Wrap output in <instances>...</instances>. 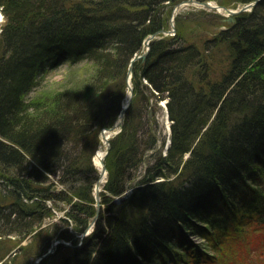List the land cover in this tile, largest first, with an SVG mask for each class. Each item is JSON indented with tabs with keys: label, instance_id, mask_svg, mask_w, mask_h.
Segmentation results:
<instances>
[{
	"label": "trees",
	"instance_id": "obj_1",
	"mask_svg": "<svg viewBox=\"0 0 264 264\" xmlns=\"http://www.w3.org/2000/svg\"><path fill=\"white\" fill-rule=\"evenodd\" d=\"M176 2L0 0V237L33 244L38 229H54L43 228L45 220L66 206L63 224L78 234L88 227L99 178L88 138L105 126L101 94L112 82L125 86L131 59L148 35L167 28L166 4ZM221 46L218 72L212 52ZM86 56L99 65L88 89L57 93L48 109L23 102L36 77ZM134 75L140 100L111 141L94 230L58 264H150L170 254L181 259L178 251L198 262L206 251L188 233L214 240V254L229 232L247 234L248 223L264 234V0L203 49L179 34L153 42ZM161 100L172 122L167 149L154 110ZM114 102L109 91L105 114ZM55 233L36 243L35 256L55 237L78 244L68 228Z\"/></svg>",
	"mask_w": 264,
	"mask_h": 264
},
{
	"label": "rangeland",
	"instance_id": "obj_2",
	"mask_svg": "<svg viewBox=\"0 0 264 264\" xmlns=\"http://www.w3.org/2000/svg\"><path fill=\"white\" fill-rule=\"evenodd\" d=\"M255 0H207V2L222 5L228 9L232 10H239L243 9L250 3L254 2ZM262 1V0H261ZM205 2V1H204ZM175 3L166 4L165 7V14L164 18L167 19V29H170L171 27V21H173V11H174ZM255 8V7H254ZM253 8V9H254ZM253 9L248 8V13L251 12ZM1 10V9H0ZM245 13V12H242ZM241 14V13H240ZM178 15L176 20L173 22L175 25V30L170 35V37L175 36L179 34V36H183L186 41L195 43L196 45H199L200 48L203 49L204 43L208 40H212L215 38L222 30H227L230 27V23L225 20L226 17L222 16L225 15L224 13L221 15L216 9L211 8H204L201 6H182L181 9L178 12ZM6 20L4 19L0 23V33L1 29L4 26ZM164 29V28H163ZM164 39V38H162ZM161 40V39H158ZM224 47H217L212 52L217 56V59L219 63L215 65L219 70L223 67V60L224 58L223 51ZM145 52L144 48L138 52L135 56H139L141 53ZM134 56V57H135ZM130 67V66H128ZM224 68V67H223ZM134 69V65L133 68ZM68 72L67 79L64 80L61 84L51 83L45 86L43 94L37 98L35 102H39L40 104H44L43 106H47V109L50 107L51 103L49 100L51 98L55 99L54 96L59 93H76L75 96L78 94L79 89L82 87L86 88L88 87V82L92 79V77L95 78V74L97 71L93 72L91 69L86 67H80L75 69H68L66 70ZM133 71V70H132ZM96 80V79H95ZM94 80V83H96ZM129 80L131 81V86L133 87V100L136 99L137 101L140 100V96L136 94V90H134V86H136V78L135 75L133 76L132 72H130L129 69H127L125 74V86L122 85L121 81L110 83L104 88V91L102 94L99 92L100 102H99V111L101 110L104 112V122L105 126H102L101 128L94 129L90 134L91 137L88 138L92 141L93 144V150L90 153L92 163H94V156L97 154V151L102 146V140H101V133L104 130L110 129L113 125H115L118 122V118L120 116L121 108L124 106V101L128 95V93H131V90H129ZM86 84V85H85ZM143 84H147L146 81H143ZM85 85V86H84ZM88 89V88H86ZM85 89V90H86ZM144 95H149V93L141 89ZM112 92L114 94L115 102L110 108V110H107V113L105 114L106 108H105V100L107 98L108 93ZM88 94H91L90 91ZM142 98V94H141ZM52 100V99H51ZM132 100V102H133ZM166 100H161L158 102L157 107H155L156 111V117L159 120L160 123V130L162 131L160 140H163L164 138H168L169 132L171 131V121L168 118L167 115V104ZM153 105V104H152ZM124 123V122H123ZM123 129V126H122ZM120 131V129H117ZM115 137V136H114ZM113 139V138H112ZM111 139V141H112ZM110 141V143H111ZM161 142V141H160ZM143 172V169L136 172L135 174L139 176ZM162 181V179H161ZM106 182V180H105ZM104 184V183H103ZM103 188V187H102ZM131 193V189L127 191V194ZM127 198V197H126ZM124 200V199H122ZM121 200V201H122ZM65 207V206H64ZM66 209L60 210L56 212L55 218H50L45 220V224L43 225V228H46L50 225H53L55 223V226L58 227L56 229L55 226L54 229H49L47 231L48 233H41L40 229H38L36 232L38 234H41L39 236L35 237V242H32L33 239H24L20 240L17 236L11 235V236H3L0 237V258L5 256V253H11L14 252L16 257V264H58L63 256V252L65 250H68L72 247H79L84 241V238H81L82 233L78 234L73 229V225H65L63 224L59 219L60 218H66ZM100 208V207H99ZM104 208V207H103ZM99 217V215H98ZM245 230L248 232L247 234L242 235L241 231L236 232H229V237L226 235L225 240H219L220 246L219 249L216 250L215 254L213 251L214 246V240L205 241L200 238H197L196 235L188 233V238L193 241V243H197L201 248H203L206 252V255H203L202 261L196 260V258H190V256L186 254H182L178 251L179 255H181V259H178L173 254H170L169 257L166 260H158L156 263H150V264H264V234L263 231H256L255 225L248 223L247 226H245ZM69 229L70 233L74 234L73 236L78 238V244L75 246L72 241H66L61 238L55 237L54 239H50L48 243L44 244V247L41 250H45L46 252L49 250L50 246L56 242V241H62L65 244H62L66 247V249H62L60 251H55L51 255H49L47 258L43 260H38L41 255L35 256L34 247L37 243V247L40 243H42V240L45 238L46 235H50L51 232L54 230H57V235L60 231ZM93 232V228L90 230V233ZM56 234V233H55ZM49 237V236H48ZM187 237V236H186ZM32 244V245H31ZM31 245L30 251H21L20 249L26 248L27 246ZM196 245V249H197ZM58 247V246H57ZM28 252V253H27ZM30 252V253H29ZM8 253V254H9ZM177 253V252H176ZM43 254V252H42ZM215 255V258L212 256ZM166 261V262H165ZM5 262V259H1L0 264H3ZM45 262V263H44ZM176 262V263H175Z\"/></svg>",
	"mask_w": 264,
	"mask_h": 264
},
{
	"label": "bare ground",
	"instance_id": "obj_3",
	"mask_svg": "<svg viewBox=\"0 0 264 264\" xmlns=\"http://www.w3.org/2000/svg\"><path fill=\"white\" fill-rule=\"evenodd\" d=\"M189 1H196V2H199V3H202V2H204V1H200V0H177V2L175 3V7H176V10H174L173 11V16H172V18L174 17V19L176 20V18H177V16H179L178 15V12H179V9H180V7H182V6H186V4H187V2H189ZM205 2H207V1H205ZM210 3V2H209ZM196 4V3H195ZM212 4V6H214L215 8L217 7L218 9H216L218 12H219V14H225V15H222V16H224V17H226L225 18V20H228V17L230 18L231 16L229 15V14H227V12H226V7H224V6H222V5H217V4H213V3H211ZM201 5V4H200ZM196 6H199V4H196ZM174 7V8H175ZM222 7V8H221ZM204 8H207V7H204ZM223 8H225V9H223ZM244 12H248V10H246V11H244ZM0 16H2L3 17V19H0V23L5 19V17H4V15H3V13H2V11L0 10ZM238 16V15H237ZM236 16V17H237ZM236 17H234V22H230V26H233L234 24H235V21H236ZM174 20V21H175ZM228 22V21H227ZM229 23V22H228ZM171 28L170 29H167V28H164V30L165 31H167V33L166 34H164V35H160V36H158L157 37V39L155 38L154 40H152V41H149V43H148V39H149V37L150 36H152L153 34H155L156 32H158V31H160V30H162V29H160V30H158V31H156L155 33H152V34H150V35H148L147 37H146V39L143 41V44H142V48H144V51H147V50H149V52H150V50H151V45H152V43L153 42H155V41H157L158 39H162V38H167V37H170V35L173 33V31L175 30V25H174V23L170 26ZM148 43V44H147ZM142 48H141V50H142ZM149 54V53H148ZM139 56H141V54L139 55ZM139 56H135V57H133L132 59H131V61H130V63H129V66H130V64H131V62H132V60L133 59H135V58H137V57H139ZM148 56V55H147ZM147 58V57H146ZM146 58L145 59H141V58H139V59H137L134 63H133V65L136 63V62H142V63H144L145 61H146ZM133 65H132V68H133ZM130 67H128V69H129ZM133 71H132V74H133V76H134V69H132ZM216 70L218 71V72H220V70L216 67ZM129 85H131V81L129 80ZM132 87V86H131ZM132 91H133V87H132ZM129 99H130V94L128 93V95H127V97H126V99H125V101H124V106H126L127 105V103L129 102ZM132 100H133V98H132ZM131 104H132V101H131ZM131 104H130V106H131ZM123 106V107H124ZM130 106H129V108H130ZM122 107V108H123ZM122 108H121V110H122ZM128 108V109H129ZM128 109H127V111H128ZM127 111H126V113H127ZM121 113V112H120ZM126 113H125V115H126ZM121 131H122V129H121ZM121 131L119 132V133H121ZM162 132V131H161ZM118 133V134H119ZM118 134H116V135H114V133L113 132H110V131H108V130H104L102 133H101V140H102V146H101V148L97 151V154L94 156V163H95V167L98 169V171H99V175H100V172H101V170H102V161L105 159V154H106V150H107V147H108V145H109V142L111 141V139L112 138H114V136H117ZM163 140H165V142H166V147H165V149H167L168 148V144L169 143H171V131L169 132V135H168V138H164ZM186 157H188V155L186 156ZM108 171V170H107ZM106 175L108 176V173H106V174H104V176H103V183H105V180H106ZM57 187L58 188H63L62 186H59L58 184H57ZM94 188H95V186H94ZM102 192V191H101ZM101 194V193H100ZM129 194H124L121 198H116V201H120V200H122V199H125L127 196H128ZM94 196H95V192H94ZM96 200V199H95ZM48 204L49 205H52V203L51 202H48ZM96 206H97V203H96ZM97 209H98V206H97ZM57 212V211H56ZM94 219V218H93ZM92 219V220H93ZM92 220H91V222H92ZM97 220H98V218H97ZM90 222V223H91ZM97 222V221H96ZM90 223H89V225H90ZM89 225H88V227L85 229V231L89 228ZM95 225H96V223L94 224V226L92 227L93 228V230H94V227H95ZM91 228V229H92ZM84 231V232H85ZM83 232V233H84ZM82 233V234H83ZM91 233L89 232V234L87 235V236H89ZM86 236V237H87ZM86 237H84V239L86 238ZM61 244H65L64 242H61V243H58L57 244V246H59V245H61ZM55 247V248H53V251L51 252V253H49V251H50V249H51V246H50V248H49V250L46 252H44L43 254H41V257H39V261L40 260H43V259H45V258H47L49 255H51L52 253H54L55 251H57L58 250V247ZM9 253V252H8ZM5 253V257H4V259H5V261L6 262H8V263H11V261L14 259V261H16V256H15V254H14V252L12 251L11 253Z\"/></svg>",
	"mask_w": 264,
	"mask_h": 264
},
{
	"label": "water",
	"instance_id": "obj_4",
	"mask_svg": "<svg viewBox=\"0 0 264 264\" xmlns=\"http://www.w3.org/2000/svg\"><path fill=\"white\" fill-rule=\"evenodd\" d=\"M260 1H261V0H255L254 2H252V3H250L249 5H247L246 7H244L243 9L241 8V9H239V10H232V9H228V8H226V9L223 8V9L226 10L227 14H229V15L231 16L230 18L228 17V20H227V21H228L229 23H230V22H231V23L234 22V17H236V16L239 15L240 13H242V12L248 10V8L253 9V8H254V7L260 2ZM195 3H196V4H199V6H201V7H207V8H211V9H218L217 7L215 8L214 6H212V4L209 3V2H202V3H199V2H196V1H189V2H187L186 5H188V6H196ZM200 4H201V5H200ZM221 8H222V7H221ZM180 9H181V7H180ZM180 9H179V10H180ZM174 10H176V7L174 8ZM173 22H174V17H173V21H171V25L173 24ZM166 33H167V31H165L164 29H162V30L156 32L155 34H153L152 36L149 37V39H148V43H149V41H152V40H154L155 38L157 39L158 36H160V35H164V34H166ZM160 37H161V36H160ZM148 43H147V44H148ZM148 53H149V50H147V51L141 53V56H139V57H137V58H135V59L132 60V62H131V64H130V68H129L130 72H132V65H133V63H134L137 59H139V58H141V59H145V58L147 57ZM128 88H129V90H131L129 102L127 103L126 106H124V107L122 108L121 113H120V116H119V118H118V122H117L115 125H113L110 129H108V131L113 132L114 135L118 134V133L121 131L122 126H123V122H124V119H125V113H126L127 109L129 108V106H130V104H131V101H132V98H133V92H132V87H131V85H129ZM117 129H120V131L117 130ZM102 132H103V131H102ZM110 148H111V143L109 142V145H108V147H107L106 154H105V159L102 161V166H103V167H102V170H101V172H100L99 178H98V180L96 181L95 188H94L95 199H96V203H97V206H98L97 213H96V216L94 217V219L92 220V222L90 223L89 228H88V229H87V230L81 235V238H82V239H83L84 237H86V236L89 234L91 228H92V227L94 226V224L96 223L97 218H98V215H99V212H100V208H99V207H100V193H101V191H102V186H103V176H104V174L108 173V171H107L108 169H107V166H106L105 160H106V158H107V156H108V154H109ZM106 178H107V175H106ZM61 242H62V241H56V242H54V243L51 245V249H50L49 253H51V252L53 251V248H55V247L57 246V244H58V243H61Z\"/></svg>",
	"mask_w": 264,
	"mask_h": 264
},
{
	"label": "clouds",
	"instance_id": "obj_5",
	"mask_svg": "<svg viewBox=\"0 0 264 264\" xmlns=\"http://www.w3.org/2000/svg\"><path fill=\"white\" fill-rule=\"evenodd\" d=\"M108 50L115 52V48H109ZM80 67L89 68L93 72L99 69V65L95 59L87 56L76 62H73L71 59H66L61 64L47 69L41 76L36 77L37 83L22 94L23 102L26 104H32L43 94L46 85L51 83H63L68 76V72L66 70Z\"/></svg>",
	"mask_w": 264,
	"mask_h": 264
},
{
	"label": "snow or ice",
	"instance_id": "obj_6",
	"mask_svg": "<svg viewBox=\"0 0 264 264\" xmlns=\"http://www.w3.org/2000/svg\"><path fill=\"white\" fill-rule=\"evenodd\" d=\"M0 19H3V17H2V16H0Z\"/></svg>",
	"mask_w": 264,
	"mask_h": 264
}]
</instances>
